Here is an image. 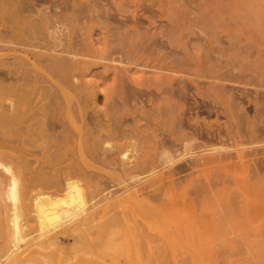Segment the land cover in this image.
I'll return each instance as SVG.
<instances>
[{"label":"rangeland","instance_id":"374dc122","mask_svg":"<svg viewBox=\"0 0 264 264\" xmlns=\"http://www.w3.org/2000/svg\"><path fill=\"white\" fill-rule=\"evenodd\" d=\"M39 2L33 0H0V36L2 34V38H0V80L2 81L0 82V154L2 153L0 155V170L2 171H0V175L2 176L0 177L13 175L17 190L19 189L18 192L21 189L26 192L25 194L21 190L22 194L26 196V204L24 209L18 208L22 211L18 210L17 213V231H13L11 225H8V231L3 227L5 224H3V206L0 208V238L2 239L0 240V264H251L252 246L261 243L263 234L258 229L252 230L251 228V225L259 221L254 220L252 224L251 191H245L240 185V180L231 182L232 185L226 181L229 179V174L225 175L226 172L222 171L223 173H221L219 169L213 168L206 170L207 172L196 174L180 171L172 174L171 178L173 179L171 181L166 177L168 180L163 179V182L148 185L150 179L158 178L161 180V176H165L168 169L163 168L164 166H148L151 169L147 168L144 172L128 176V174L121 172L112 160L101 157L95 158L93 147L99 149L96 150L99 153L102 150L106 151L109 156L115 154L120 161L134 160L135 157L133 156H136L143 148L145 149L143 145L147 144L152 147L155 139L165 138L168 133L177 128L179 118L185 116V120L189 117L188 122L186 121L187 124H193L197 118L199 125L205 124L206 127L211 125L212 128L221 129L222 134L225 129L229 131L230 129L231 131L237 129L233 131L234 135L239 130L240 136L238 133L234 136L230 131L234 137L233 140L222 136V140L216 145L214 144L219 148V146H230L232 142H236L234 147L230 146V149L226 151L234 154L233 156H235V151L238 154L239 152L244 153L246 150L248 153V156L245 155L242 161L247 162L249 166L243 165V162L241 164L237 158H234V160L236 159V167L233 171H235L236 178L242 180L245 176L251 175L254 163L251 161V157L254 156L251 154L252 151L255 152L258 149L257 153L259 154L256 153L255 156L263 158L262 165H264V152H262V150L264 151V138L259 140L260 137H264V78L262 77V72L264 73V0H40ZM38 8L49 11V17L45 19L47 26L56 27L57 18L61 17V31L68 41L70 40V52L73 50L72 53L63 54L62 57L55 60L56 62L51 64V70L48 67L49 61L46 60L48 50L45 38H43L44 40L31 38V31L27 28L34 23L35 10ZM6 9L8 12L14 13L15 10L18 12L8 16L10 13H7ZM99 9L100 12H98ZM252 16L257 17V19L254 20ZM247 18L249 21L251 20V23L248 22ZM245 19L251 25L250 32L245 28L246 22H243L246 21ZM81 26L84 31L80 29ZM109 27L113 31L112 35H110L111 31L108 30ZM118 27H121L120 31H117ZM44 32L45 30L41 29L38 36L41 37ZM120 34L124 37V40L120 37L123 41L122 44L118 40ZM248 34L251 35L249 39L246 37ZM113 35L117 40L113 38ZM105 36L113 40V47L116 41L118 48L124 45L122 49H119L122 50L121 53L118 50L115 54L111 52V49H108L110 50L108 53L112 54H109L110 58L115 56L113 59L108 58L111 60V64L109 60L102 59L104 58L102 55L105 58L108 55V53L103 54L105 50L101 46L107 40ZM28 40L31 44H27ZM108 41L110 42V40ZM85 42L87 46H85ZM109 42L107 43L112 48ZM149 44L152 45H150L151 48L160 50V53L171 54L170 56H174L173 58H186L191 68L185 73L169 72L173 79L177 77V80L174 79L175 82H173L177 88L182 85L181 81L184 80L182 81L184 82L183 85L185 84V88H188L185 89L188 92L185 96L188 98H183L186 99L185 102L183 99L181 100L180 108H176L172 112L170 126L166 124V127L161 122L166 120V117L155 116L156 112L151 113L153 106L148 103L150 101H146V98L151 99L152 95L154 93L156 95L159 91L153 85L137 87L132 82H125L126 84L124 83L123 86L118 83L116 88L119 87V89H115L118 94H116L117 91L114 92V87H112V83L117 84L115 80L113 82L111 79L114 78L113 74L116 70L114 66L118 70L125 65L131 66L124 61L121 62L122 57L119 58L120 56H129L125 50L131 51L132 46L144 47ZM82 46L86 48V51L79 49ZM219 47L220 50L217 49ZM90 49L92 50L88 51ZM81 50L87 56L81 54ZM88 52L90 53L87 54ZM123 52L124 55H122ZM33 53L37 54L34 55L35 58H33ZM36 59L37 61H35ZM83 61L94 62L91 66L89 63L87 69H83ZM101 62L104 63L103 66ZM105 64L109 67L112 65V67H106ZM229 66L234 67L232 68L234 70ZM152 71L154 69L138 66L132 67L130 74L133 78H138L142 74L149 75ZM155 71L168 72L166 70ZM90 72H93L96 77ZM75 74L78 75L76 78H74ZM97 74H100L99 78H97ZM104 74L105 76H103ZM219 74L226 78L215 79L214 76ZM76 83L80 87H77ZM180 83L181 85H179ZM92 85H95V89ZM200 87L203 91L207 88H214L220 92L226 90L223 91L224 96L225 94L226 96L221 97L220 100L218 96L214 97L208 93L201 97L196 90H200ZM77 88L79 89L77 90ZM139 88L144 89V91L140 89V93L134 94L136 93L134 91ZM132 89L136 90L133 91ZM20 93L22 94L19 95ZM112 94L119 96L122 94V96L118 98L119 96L114 97ZM22 95L23 99L20 98ZM138 95L145 104L139 103ZM42 96L44 97L42 98ZM136 98L139 100L137 101ZM230 98L232 99L230 100ZM224 99L225 102L229 101L225 103ZM12 100L15 102L21 100L22 102L14 103ZM38 100L40 101L38 102ZM232 100L235 105L237 104L235 106L237 108L234 107V113L239 114L237 109L242 110L240 114L241 117L243 116V120L238 117L240 115H235L232 110V113L229 110L227 112L226 109L230 108ZM43 102H46V105ZM186 102L188 106L185 105ZM234 103L231 106L232 109H234ZM38 104L39 106L43 105L46 112L42 111L44 109L40 108ZM200 104L201 111L197 115L193 114V110H187L186 115L180 114L181 117L178 115L182 109L185 110L186 106H200ZM30 105L33 106V109L36 107V110H31ZM83 105L86 107H82ZM213 105L214 107H212ZM15 110L17 113L14 112ZM142 110L149 111L154 115V117L150 116L153 117L150 119L151 121L142 118ZM43 115L47 116V120ZM256 115H259L258 119ZM40 116H43L44 120H41L43 118ZM97 116L99 117L98 120ZM25 117L27 118L25 119ZM177 117L179 118L177 119ZM23 118L24 120H22ZM248 118L250 119L248 120ZM235 120L238 121L239 129L237 123L234 124ZM92 121L96 125H92L90 123ZM156 123L158 126L155 125ZM109 128L111 130L109 136L105 137ZM38 131H41L43 135L38 134ZM183 131L189 130L184 128ZM243 132L247 134L245 135ZM251 132L257 136L256 144L247 142L251 138ZM257 134H261L260 137ZM77 138H79V142ZM89 138L101 140L92 147L89 144ZM85 139L87 140L85 141ZM242 139L244 140L242 141ZM203 143L200 142L199 144ZM78 144L81 147L79 149ZM120 144H122L123 155L116 153L118 150L116 146ZM214 145L196 147L191 149L188 154L182 153L178 160L170 164V167L182 165L194 156H200L199 153L205 152L204 149ZM85 148L89 149L86 150ZM17 149L21 150V154H19V150L16 151ZM2 150L6 153L4 154ZM79 150L82 151V154ZM248 150L251 155H249ZM226 151L224 150V152ZM15 152L21 156L18 160L17 157L19 156L15 155ZM125 155L126 158L130 157L126 159ZM247 157L248 160H246ZM19 160H23L21 164H18L17 161ZM240 166L247 168L244 169L245 167L241 168ZM237 167L241 168H239L241 173L236 171L238 170ZM263 172L264 170L262 171L264 175ZM203 173L208 177L215 175L216 181L213 182L214 178L208 180L211 177L208 178ZM220 173L222 175H219ZM222 178L226 179L225 183H220ZM167 181L170 182L167 183ZM208 184L213 185L210 187ZM70 195H77L74 200L75 203L70 202ZM230 195L232 196L230 197ZM263 196L264 193L257 198L259 200H256V203L263 205L264 212ZM45 197L47 203L42 202L43 208L56 209L60 212V216L58 220L41 226L37 218L36 202ZM79 199L82 200L81 203ZM6 203L8 202L6 201ZM262 221L264 222V217ZM258 233L261 237H257Z\"/></svg>","mask_w":264,"mask_h":264},{"label":"bare ground","instance_id":"6f19581e","mask_svg":"<svg viewBox=\"0 0 264 264\" xmlns=\"http://www.w3.org/2000/svg\"><path fill=\"white\" fill-rule=\"evenodd\" d=\"M20 1H22V0H20ZM33 1H38V3H40L39 1L40 0H33ZM99 1V0H98ZM107 1V0H106ZM50 2V1H49ZM5 3V2H4ZM12 3H14V2H12ZM37 3V4H38ZM91 3V2H90ZM15 4V3H14ZM51 4V3H50ZM2 5H3V3H2ZM7 5V4H6ZM25 5V4H24ZM26 5H28V4H26ZM87 5H88V3H87ZM98 5V4H97ZM30 6V5H29ZM32 6H33V4H32ZM93 6V5H92ZM9 7V6H8ZM35 7H37V6H35ZM68 7V6H67ZM87 7V6H86ZM99 7H101V6H99ZM12 8V7H11ZM41 8H42V6H41ZM41 8H38V9H36L35 11H36V17L34 18V23L32 24V25H29V26H27V28L29 29V31H31V38L33 37V39H34V37L35 38H40V39H43V38H45V41H46V48H47V50H48V52H46V60H48L49 61V63H48V67L50 68V70H51V64L54 62H56L55 60H57L59 57H62V55L63 54H70V53H72L73 52V50H71L72 52H70V44H69V41H68V39H67V37L63 34V32L61 31V25H60V19H61V17H58L57 18V26L56 27H54V26H51V25H49V26H47V24L45 23V19L46 18H48L49 17V11H45V10H43V9H41ZM48 8V7H47ZM28 9V8H27ZM107 9V8H106ZM105 9V10H106ZM48 10V9H47ZM51 10V9H50ZM6 11H7V9H6ZM13 11V10H12ZM16 12H18L17 10H15ZM103 11V13H104V10H102ZM16 12H8L7 11V13H10V14H8V16L9 15H11V13L12 14H15ZM28 12V11H27ZM86 12V11H85ZM98 12H100V9L98 10ZM108 12V11H107ZM107 12H105V14H107L108 15V13ZM4 13V12H3ZM26 13V12H25ZM55 14H58L57 12H54ZM73 13V12H72ZM96 13V12H95ZM24 14V13H23ZM77 14V13H76ZM75 14V15H76ZM29 15V14H28ZM92 15V14H91ZM21 16V15H20ZM30 16V15H29ZM255 16V15H254ZM76 17V16H75ZM78 17H80V16H78ZM253 17V16H252ZM9 18V17H8ZM11 18V17H10ZM20 18V17H19ZM89 18H90V16H89ZM254 18V17H253ZM256 19H257V17H255ZM255 18H254V20H255ZM248 19V22L249 23H251L250 21H249V18H247ZM21 20V19H20ZM246 20V19H245ZM12 21V20H11ZM43 21V22H42ZM85 21H87V20H85ZM98 21V20H97ZM257 21V20H256ZM88 22V21H87ZM243 22H246L245 23V28L249 31L250 29H251V25L250 24H248V22H247V20L246 21H243ZM260 22V21H259ZM76 23H78V22H76ZM30 24V23H29ZM90 24V23H89ZM92 24V23H91ZM104 24H105V22H104ZM110 24V23H109ZM261 24V23H260ZM123 25V24H122ZM262 25V24H261ZM92 26V25H91ZM7 27V26H6ZM17 27V26H16ZM80 27V26H79ZM88 27V26H87ZM117 27V26H116ZM20 28V27H19ZM84 28V27H83ZM99 28H102L101 26H99ZM110 28V27H109ZM121 28V27H120ZM119 27H118V29H117V31H120L121 29H120ZM259 28V27H258ZM41 29H44L45 30V32L41 35V37H39L38 36V32L40 31ZM81 30H82V26H81V28H80ZM103 30H105L104 28H102ZM113 29V28H112ZM120 29V30H119ZM16 30V29H15ZM108 30H110L111 31V28L110 29H108ZM82 31H84V30H82ZM106 31V30H105ZM260 31H261V29H260ZM17 32V31H16ZM104 32V31H103ZM112 32L113 31H111V33H110V35H112ZM128 32V31H127ZM132 32H134V31H132ZM250 32V31H249ZM100 33V32H99ZM107 34H109L108 32H106ZM120 33V32H119ZM135 33H136V31H135ZM264 33V32H263ZM81 34V33H80ZM115 34V33H114ZM250 34V33H249ZM248 34V36H246V37H248V39L249 38H251V35H249ZM85 35H87V34H85ZM122 34H120V36H118V40H120V44H122L123 43V41H121V39L122 40H124V37H122L121 36ZM247 35V34H246ZM101 36V35H100ZM126 36V35H125ZM86 37V36H85ZM99 37V36H98ZM103 37V39H104V36H102ZM106 37V36H105ZM108 37V36H107ZM106 37V41L107 42H109L108 40H110V42L109 43H111V45H112V43H113V40H111V39H109V37L107 38ZM120 37H122L121 39H120ZM127 37V36H126ZM125 37V38H126ZM260 37H262V36H260ZM0 38H2V34H1V36H0ZM86 38H88V37H86ZM113 38H115L114 37V35H113ZM5 40V39H4ZM30 40V39H29ZM29 40H28V43L27 44H31V42H29ZM44 40V39H43ZM87 40V39H86ZM102 40V39H101ZM115 40H117L116 38H115ZM251 40V39H250ZM3 41V40H2ZM38 41V40H37ZM41 41V40H40ZM75 41V40H74ZM77 41V40H76ZM91 41H92V39H91ZM104 41V40H103ZM105 41V42H106ZM112 41V42H111ZM263 41V40H262ZM87 42V41H86ZM84 43L85 44V46H87L86 44L87 43ZM89 42V41H88ZM103 42L104 44H102L101 46L103 47V49L105 50L104 52H103V54H105L106 55V53H108V51H110V50H108V49H111V52L112 53H115L116 54V51H118L119 49H122L123 47H124V45H122L121 46V48H120V46H119V48L117 47V41H116V43L114 44V47H113V45L111 46L112 48H110L109 47V45H108V43L106 42ZM3 43V42H2ZM17 43V42H16ZM79 43H80V41H79ZM78 43V44H79ZM95 43V42H94ZM263 43H264V41H263ZM262 43V44H263ZM18 44V43H17ZM73 44H74V42H73ZM80 44H82L83 45V43L81 42ZM79 44V45H80ZM98 44V43H97ZM105 44H107L106 46H103V45H105ZM192 44V43H191ZM76 45H77V43H76ZM91 45V44H90ZM115 45H116V47H115ZM126 45V44H125ZM151 44H149V45H146V46H144V47H136V46H132V49H131V51L129 50V49H126L125 51V53H127V55H129V56H120L119 58H121V62L122 61H124L126 64H130L131 66H127V65H125V66H122V67H118L119 68V70L117 69V67L116 66H114V68L116 69L115 70V73L113 74V76H114V78L112 77L111 79H112V81L113 80H115L116 82H117V84H114V83H112L113 84V86L112 87H114V92H116L115 91V89H119V87H117L116 88V86L118 85V83H119V85H121V86H123V85H125L126 83L125 82H132L134 85H136L137 87L138 86H140V85H144V86H146V87H148L149 85H153L157 90H159L158 91V93H156V95H155V93H154V95H152V97H151V99H149V98H146L145 100L146 101H150V102H148V103H151V105L153 106V107H151V110L152 111H150L151 113H155L156 115L155 116H157V115H159V117L160 116H163V117H166V120H163V121H161L163 124H165V127H166V124H167V126H170V123H171V116H172V112H174L175 111V109L176 108H180V106H181V104H180V102H181V100L184 98V97H186V99L188 98L187 96H185L188 92L185 90L186 88H185V84L183 85V83L184 82H182V81H184V80H182L181 81V83H182V85H181V83L179 84V85H181V86H179V88H177L176 87V85H174L173 84V82H175L174 81V79H175V77H174V79H173V76H172V74H170L169 72H171V73H185V72H187V71H189L188 69L190 68L189 66V64H188V62H187V59L186 58H182V59H178V57L177 58H173L174 56H170L171 54H168V53H166V52H163V53H160L159 51H157L156 49H153V48H151V46H150ZM190 45V44H189ZM72 46H74V45H72ZM72 46H71V48H72ZM78 46V45H77ZM77 46H75V47H77ZM107 46H108V48H107ZM17 47V46H16ZM32 47V46H31ZM39 47H41V46H39ZM81 47V46H80ZM102 47H100V48H102ZM104 47H106V48H104ZM133 47H134V49H133ZM24 48V47H23ZM33 48V47H32ZM114 48V49H113ZM129 48V47H128ZM131 48V47H130ZM1 49V48H0ZM12 49V48H11ZM13 49H15L14 47H13ZM31 49V48H30ZM39 49V48H38ZM42 49V48H41ZM73 49V48H72ZM79 49H85V51H86V48L85 47H83L82 46V48H79ZM78 49V50H79ZM87 49H88V47H87ZM116 49V50H115ZM218 50H220V47L219 48H217ZM264 49V48H263ZM262 49V50H263ZM6 50V49H5ZM76 50H77V48H76ZM81 50V54H83V55H86V53L84 52V51H82ZM92 49H90V50H88V51H91ZM115 50V51H114ZM257 50V49H256ZM31 51H33V50H31ZM30 51V52H31ZM114 51V52H113ZM120 52L119 53H121L122 52V50H119ZM124 51V50H123ZM247 51V50H246ZM24 52V51H23ZM35 52V51H34ZM76 52V51H75ZM85 54H84V53ZM131 52V53H130ZM171 52V51H170ZM45 53V52H44ZM43 53V54H44ZM90 52H88L87 54H89ZM172 53V52H171ZM241 53V52H240ZM109 54L110 53H108V55L106 56L107 58H105V56L104 55H102L104 58H102V59H107V60H109L108 58H110V56H109ZM253 54H255V53H253ZM34 55H37V54H34L33 53V58H35L34 57ZM77 55V54H76ZM82 55V56H83ZM110 55H112V54H110ZM122 55H124V52H123V54ZM126 55V54H125ZM215 55V54H214ZM39 56V55H38ZM87 56V55H86ZM92 56V55H91ZM216 56V55H215ZM250 56V55H249ZM253 56V55H252ZM40 57V56H39ZM77 57V56H76ZM89 57H90V55H89ZM93 57H95V55H93ZM123 57H124V59L126 60H124L123 59ZM176 57V56H175ZM75 58V57H74ZM82 58H84V57H82ZM81 58V59H82ZM96 58V57H95ZM100 58V59H101ZM113 58H115V56H112L110 59H113ZM42 59V58H41ZM70 59H71V57H70ZM77 59V58H76ZM241 60H243L242 59V57H241ZM254 60V59H253ZM261 60V59H260ZM260 60H259V62H260ZM35 61H37V59L35 60ZM73 61V60H72ZM76 61H78V60H76ZM95 61V60H94ZM93 61V62H94ZM111 60H109V63L111 64V62H110ZM114 61V60H113ZM118 61V60H117ZM39 62V61H38ZM80 62V61H79ZM93 62H87V61H83V64H81V65H83L82 66V68L83 69H87V67H88V65H89V63H90V66L91 65H93ZM44 63V62H43ZM47 63V62H46ZM92 63V64H91ZM105 63H107V62H105ZM108 63V64H109ZM38 64V63H37ZM58 64H59V61H58ZM76 64H78V63H76ZM101 64H102V62H101ZM120 64V63H119ZM123 64V63H122ZM261 64V63H260ZM63 65V64H62ZM104 65V63L102 64V66ZM106 65V64H105ZM54 66V65H53ZM111 67H112V65H110ZM138 66H141V67H148V68H152V69H154V71H152L149 75H141V76H139L138 78H133L132 76H131V74H130V70L132 69V67H138ZM262 66V65H261ZM264 66V65H263ZM106 67H109V65L107 66L106 65ZM111 67H109V68H111ZM76 68V67H75ZM91 68V67H90ZM101 68V67H100ZM100 68H99V70H100ZM108 68V69H109ZM227 68H228V66H227ZM229 68H234V67H230L229 66ZM237 68V67H236ZM48 69V68H47ZM104 69V68H103ZM102 69V70H103ZM108 69H106V70H108ZM237 69H239V67L237 68ZM241 69V68H240ZM239 69V70H240ZM260 69H261V67H260ZM54 70V69H53ZM95 70V69H94ZM98 70V69H97ZM155 70H166V71H168L167 73H161V72H157V71H155ZM190 70H191V68H190ZM232 70H234V69H232ZM236 70V69H235ZM259 70V69H258ZM257 70V71H258ZM90 71V70H89ZM151 71V70H150ZM195 71V70H194ZM55 72V71H54ZM104 72H105V70H104ZM111 72V74H112V71H110ZM229 73L231 72L230 70L228 71ZM234 72V71H233ZM232 72V73H233ZM90 73H93V72H90ZM98 73H99V71H98ZM101 73V72H100ZM225 73V72H224ZM261 73V72H260ZM35 74V73H34ZM78 74V73H77ZM94 74V73H93ZM92 74V75H93ZM101 74H103V72L101 73ZM107 74H108V72H107ZM188 74V73H187ZM198 74V73H197ZM262 74H263V78H264V73L262 72ZM54 75H55V73H54ZM59 75V74H58ZM91 75V76H92ZM100 75V74H99ZM99 75L97 74V78H99ZM109 75V74H108ZM199 75V74H198ZM35 76V75H34ZM75 77L74 78H76V76H78V75H74ZM81 76V75H80ZM94 76L96 77V75L94 74ZM103 76H105V74L103 75ZM226 76V75H225ZM231 76H232V74H231ZM244 76V75H243ZM61 77V76H60ZM86 77V76H85ZM111 77V76H110ZM234 77V76H233ZM261 77V78H262ZM78 78V77H77ZM107 78V77H106ZM214 78L215 79H218V80H220V79H225L226 77H224L223 78V76H221V74H219V75H216V76H214ZM228 78H229V76H228ZM107 79H109V77L107 78ZM232 79V78H231ZM71 80V79H70ZM94 80V79H93ZM106 80V79H105ZM175 80H177V77H176V79ZM181 80V79H180ZM193 80V79H192ZM229 80H230V78H229ZM252 80V79H251ZM16 81H18V80H16ZM24 81V80H23ZM84 81V80H83ZM95 81V80H94ZM103 81V80H102ZM179 81V80H178ZM0 82H2L1 80H0ZM12 82V81H11ZM25 83H26V81H24ZM73 82V81H72ZM114 82V81H113ZM180 82V81H179ZM189 82V81H188ZM196 82V81H195ZM200 82V81H199ZM199 82H198V84H199ZM13 83V82H12ZM11 83V84H12ZM29 83V82H28ZM71 83V82H70ZM85 83V82H84ZM89 83H90V81H89ZM125 83V84H124ZM176 83H178L177 81H176ZM203 83V82H202ZM10 84V83H9ZM22 84V83H21ZM27 84V83H26ZM86 84V83H85ZM95 84V83H94ZM129 84V83H128ZM212 84V83H211ZM217 84V83H216ZM1 85V84H0ZM13 85V84H12ZM25 85V84H24ZM54 85V84H53ZM77 85H79V84H77L76 83V86ZM81 85V84H80ZM87 85H88V83H87ZM131 85V84H130ZM175 87H174V86ZM200 85V84H199ZM214 85H215V83H214ZM255 85V84H254ZM263 85V84H262ZM23 86V85H22ZM26 86H28V85H26ZM47 86H50V85H47ZM75 86V85H74ZM93 86V85H92ZM95 86V85H94ZM94 86H93V89H95L94 88ZM128 86V85H127ZM174 88H173V87ZM187 86V85H186ZM261 86V85H260ZM264 86V85H263ZM3 87V86H2ZM8 87V86H7ZM12 87V86H11ZM17 87V86H16ZM15 87V88H16ZM20 87H21V85H20ZM56 87V86H55ZM77 87H80V86H77ZM90 87V86H89ZM126 87V86H125ZM129 87V86H128ZM127 87V88H128ZM191 87V86H190ZM199 87V86H198ZM202 87V86H201ZM201 87H200V90L199 89H196L197 90V94L199 95V96H201V97H203V96H205L207 93L208 94H210V95H213L214 97L215 96H218L219 97V100L221 99V97H223L224 96V92L223 91H226V90H223L222 92H220L219 90H216V89H214V88H207V89H205L204 91L203 90H201ZM206 87V86H205ZM211 87V86H210ZM213 87H215V86H213ZM14 88V87H13ZM134 88H136V87H134ZM175 88H177V89H175ZM217 88V87H216ZM219 88V87H218ZM1 89V88H0ZM4 89V88H3ZM8 89V88H7ZM17 89V88H16ZM79 88H77V90H78ZM98 89V88H97ZM131 89V88H130ZM137 89V88H136ZM136 89H134V90H136ZM142 90V88H139L138 90H136V91H134L133 89V91L134 92H136V93H134V94H136L137 95V93H140V91ZM188 89V88H187ZM190 89V88H189ZM192 89H193V87H192ZM220 89H222V88H220ZM14 91H15V89H13ZM26 89H24V91H25ZM49 90V89H48ZM71 90V89H70ZM81 90V89H80ZM80 90H79V92H80ZM248 90V89H247ZM27 91V90H26ZM45 91V90H44ZM82 91V90H81ZM97 91V90H96ZM138 91V92H137ZM142 91H144V89L142 90ZM149 91V90H148ZM18 92V91H17ZM33 92V91H32ZM36 92V91H35ZM46 92V91H45ZM150 92H151V90H150ZM2 93V92H1ZM9 94H10V92H8ZM15 93H16V91H15ZM14 93V94H15ZM37 93V92H36ZM93 93H94V91H93ZM96 93V92H95ZM124 93V92H123ZM146 93V92H145ZM243 93V92H242ZM22 93H20L19 95H21ZM47 94V93H46ZM115 94V93H114ZM114 94H112V95H114ZM116 94H118V91L116 92ZM148 94V93H147ZM259 94H261L260 92H259ZM3 95V94H2ZM26 95H28L27 93H26ZM24 96L25 98L27 97V96ZM33 95V94H32ZM34 95H35V93H34ZM38 95V94H37ZM121 96H122V94H120ZM233 95V94H232ZM236 95V94H235ZM262 96H263V94H261ZM15 96H16V94H15ZM62 96V95H61ZM115 96H119V95H114V97ZM121 96H119L118 98H120ZM132 96V95H131ZM139 96V95H138ZM153 96H154V98H153ZM212 96V97H213ZM225 96H226V94H225ZM224 96V97H225ZM227 96H228V94H227ZM234 96V95H233ZM233 96H231L232 98H233ZM237 96V95H236ZM234 97L235 99L237 98V97ZM243 96V95H242ZM8 97V96H7ZM10 97V96H9ZM19 97V96H18ZM23 97V95L22 96H20V98L21 99H23L22 98ZM44 96H42V98H43ZM49 97V96H48ZM112 97V96H111ZM135 97V96H134ZM230 97V96H229ZM253 97V96H252ZM16 98V97H15ZM15 98H13V99H15ZM24 98V99H25ZM34 98V97H33ZM33 98H27V99H33ZM40 98V97H39ZM42 98H40V99H42ZM50 98V97H49ZM77 98V97H76ZM190 98V97H189ZM195 98V97H194ZM232 98H230V100L232 99ZM17 99V98H16ZM16 99H15V101H16ZM116 99V98H115ZM122 99H123V97H122ZM137 99V101L139 100V103H143L144 102V100L143 99H141L140 98V96H139V99L138 98H136ZM186 99L184 100L183 99V101L185 102L186 101ZM216 99V98H215ZM228 99V98H227ZM252 99V98H251ZM264 99V98H263ZM3 100V99H2ZM19 100V99H18ZM30 100V101H31ZM79 100V99H78ZM84 100V99H83ZM223 100V99H222ZM5 101V100H4ZM13 101V100H12ZM15 101H13L14 103H17V102H15ZM21 101V100H20ZM19 101V102H20ZM40 100H38V102H39ZM42 101H43V99H42ZM182 101V102H183ZM214 101V100H213ZM216 101V100H215ZM229 100H227L226 102H228ZM18 102V103H19ZM22 102V101H21ZM188 102V101H187ZM187 102L185 103V105H187ZM224 102H225V99H224ZM225 102V103H226ZM43 103H45V105H46V102H43ZM79 103H80V101H79ZM147 103V102H146ZM190 103V102H189ZM215 103V102H214ZM230 103V102H229ZM232 105H233V103H234V101L232 100ZM231 103H230V105H231ZM238 103V102H237ZM22 104V103H21ZM42 104V103H41ZM77 104V103H76ZM114 104H115V102H114ZM120 104H122L121 102H120ZM119 104V105H120ZM136 104V103H135ZM143 104H145V103H143ZM162 104V106L160 107V105ZM184 104V103H183ZM196 104V103H195ZM256 104V103H255ZM190 105V104H189ZM215 105V104H214ZM214 105L212 106V107H214ZM219 105V104H218ZM231 105V106H232ZM237 105V104H236ZM235 105V103H234V106H233V108L236 106ZM239 105V104H238ZM257 105V104H256ZM12 106H13V104H12ZM21 106V105H20ZM31 106V105H30ZM37 106V105H36ZM38 106H39V104H38ZM75 106H77V105H75ZM188 106V105H187ZM186 106V108H185V110L184 109H182V111H181V113L179 112L178 113V115L181 117V115H186L185 114V112H187V110H193V114H195V115H197L201 110H200V108H201V104H200V106H198V105H193L192 107H187ZM191 106V105H190ZM228 106V105H227ZM230 106V108H227L226 110H227V112H231V110H232V112L234 113V110H235V108H237V107H235L234 109H232V107ZM15 107V106H14ZM13 107V108H14ZM40 108L42 107L43 108V105L42 106H39ZM45 107V106H44ZM47 107V106H46ZM45 107V108H46ZM66 107V106H65ZM78 107V106H77ZM82 107H86V105H83ZM90 107V106H89ZM149 107V106H148ZM212 107H210V108H212ZM12 108V107H11ZM48 108V107H47ZM80 108V107H79ZM112 108H114V107H112ZM217 108V107H216ZM215 108V109H216ZM14 109H16V108H14ZM30 109L31 110H36V107L33 109V106H31L30 107ZM29 109V110H30ZM37 109H39L38 107H37ZM44 109V108H43ZM147 109V108H146ZM154 109V110H153ZM209 109V108H208ZM24 110V109H23ZM77 110V109H76ZM85 110V109H84ZM204 110V109H203ZM216 110H218V109H216ZM219 110H220V108H219ZM229 110V111H228ZM42 111H44V112H46L45 111V109L44 110H42ZM41 111V113H43ZM207 111H209V110H207ZM222 111V110H221ZM237 111L238 112H240L241 113V111L240 110H238L237 109ZM244 111V110H243ZM264 111V110H263ZM15 113H17V111L15 110L14 111ZM32 112V111H31ZM35 112H37V111H35ZM34 112V113H35ZM39 112V111H38ZM116 112V111H115ZM149 111L147 112V111H144V110H142V114H143V119H145L146 121H151L150 119H152L153 117H154V115H152L151 113H150ZM205 112H206V110H205ZM211 112V111H210ZM231 112V113H232ZM237 112V113H238ZM25 113V112H24ZM27 113V112H26ZM25 113V114H26ZM33 113V112H32ZM77 113L79 114V112L77 111ZM111 113V112H110ZM150 113V114H149ZM206 113H208V112H206ZM224 113V112H223ZM230 113V114H231ZM236 113V112H235ZM234 113V114H235ZM235 114V115H240V116H238V117H240V118H242L241 117V114ZM19 114V113H18ZM17 114V115H18ZM31 114V113H30ZM37 114V113H36ZM35 114V115H36ZM39 114H40V112H39ZM94 114V113H93ZM181 114V115H180ZM234 114H231V115H234ZM256 114V113H255ZM264 114V113H263ZM21 115V114H20ZM20 115H19V117H20ZM24 115V114H23ZM47 115V114H46ZM44 116L45 118L47 117V116ZM83 115H84V113H83ZM92 115V114H91ZM113 115H114V111H113ZM228 115H229V113H228ZM227 114H226V116H228ZM26 116H28V115H26ZM43 116H40L41 118H43ZM150 116H153L152 118L150 117ZM236 116V117H237ZM261 116H262V114H261ZM260 116V117H261ZM18 117V118H19ZM22 117V116H21ZM49 117V116H48ZM79 117V116H78ZM93 117H94V115H93ZM174 117H175V115H174ZM185 116H183L182 118H179V117H177V119L179 118V120L177 121L178 122V126H177V128L175 129L174 128V131L172 130L170 133H168L167 134V138L165 137V138H163V137H159V138H157V139H155V142H153L154 144L152 145V147H150V146H148L147 144V146L146 145H143L144 147H145V149L143 148V150L142 151H140L138 154H136V156L134 155L133 157H135V159L134 160H131V161H120V160H118L117 159V157L115 156V154L113 155L112 153V155H110L109 156V154L106 152V151H102L101 150V152L99 153V152H97L96 150H99V149H97L96 147H93V146H95V144H97L98 142H100V140L101 139H90L89 138V144L93 147V150L95 151V154H94V156H95V158H97L98 159V157H101L102 159L104 158V159H107V160H112L113 162H114V164L116 165V167L121 171V172H124V174L126 173V174H128V176H131V175H135V174H139V173H141V172H144V171H146L147 170V168H149L148 166H164L163 168H167L168 170L165 172L166 173V175L165 176H161V180L160 179H158V178H153V179H150L149 181H148V185H151V184H156V182H160V181H162L163 182V179H166V180H168L167 178H169V180L171 181L173 178H171V176H172V174H174V173H178V172H180V171H188V173L189 174H196V173H200V172H204V171H206V170H209V169H213V168H216V170L217 169H219L220 170V172L221 173H223V172H226L225 173V175L226 174H229V176H228V178L229 179H225L226 181H229L230 183L232 182H237V181H241V184L240 185H242L243 186V188H244V190L245 191H251V219L253 220V222H252V224L254 223V220L256 221V220H258L259 222L258 223H255L254 225H251V228H252V230H256V229H258L259 231H261V233L263 234V238H262V240L260 241L261 243H258V244H254L253 246H252V254H253V257H252V259H251V264H264V222L262 221V218L264 217V212H263V205H261V203H259V204H257L256 203V200H259V199H257V198H259L260 197V195L261 194H263L264 193V175L262 174V171L264 170V165H262V163H263V158H261V157H259V156H257V157H259V158H257L255 155H257V154H259V153H257L258 152V149L255 151V152H253L252 151V149H251V151L253 152H251V154H253L254 156L253 157H251V159L249 158V160H251L252 161V163H253V167H252V173H251V175L250 176H245L244 178H242V180L240 179V178H236V176H235V171H233L234 170V168L236 167V159L234 160V158H237L238 160H239V162H241V164H242V158L245 156V155H247L248 153L246 152V150H245V152L243 153V152H239L240 151V149H239V153L237 154V152L235 151V156H233L231 153H229V152H227L226 150H228V149H230V146L231 147H234V144L236 143H234V142H232L231 144H230V146L229 145H223L224 147H220L219 146V148H217L215 145L217 144V143H219L220 142V140H222V136H223V138H224V136H226L227 137V139H230V140H233L234 139V137H233V135H234V130L233 131H231V129H230V131L233 133V135H231L232 133H230V131L228 130V129H225V132L222 134V132H221V129L219 130L218 128H212L211 127V125H208L207 127L206 126H201V125H199L200 123H199V121L197 120V118L194 120V122H193V124H187V122H188V118H186V120H185V118H184ZM229 117V116H228ZM256 117H257V119H258V117H259V115L257 116L256 115ZM14 118H15V116H14ZM27 117H25V119H26ZM37 118V117H36ZM98 116H97V120H98ZM112 118V117H111ZM176 118V117H175ZM231 118V117H230ZM235 118V117H234ZM15 119H17V118H15ZM50 119V118H49ZM48 119V120H49ZM84 119H85V117H84ZM205 119V118H204ZM250 118H248V120H249ZM19 120V119H18ZM22 120H24V118L22 119ZM35 120V119H34ZM41 120H44V118L43 119H41ZM46 120H47V118H46ZM92 120V119H91ZM191 120V119H190ZM234 120V119H233ZM237 120V119H236ZM235 120V121H236ZM242 120H243V118H242ZM39 121V120H38ZM79 121V120H78ZM81 121V120H80ZM95 121H96V119H95ZM183 121V122H182ZM187 121V122H186ZM228 121V120H227ZM234 121V122H235ZM1 122H2V120H1ZM5 122V121H4ZM3 122V123H4ZM7 122V121H6ZM18 122V121H17ZM24 122H27V121H24ZM49 122V121H48ZM48 122H44V123H48ZM98 122V121H97ZM157 122H159V121H157ZM176 122V123H177ZM186 122V123H185ZM190 122V121H189ZM201 122V121H200ZM231 122H233V121H231ZM238 121H236L234 124H236ZM10 123V122H9ZM14 123H15V121H14ZM21 123V122H20ZM41 123H42V121H41ZM50 123V122H49ZM89 123V122H88ZM92 125H96L95 123H94V121H92V122H90ZM202 123V122H201ZM207 123V122H206ZM227 123V122H226ZM254 123V122H253ZM152 124V123H151ZM174 124V123H173ZM219 124V123H218ZM233 124V123H232ZM233 124V125H234ZM248 125L250 124V122L249 123H247ZM5 125H6V123H5ZM19 125V124H18ZM42 125H43V123H42ZM45 125V124H44ZM155 125H157L158 126V123H156ZM240 125V124H239ZM253 125V124H252ZM45 126H47V125H45ZM84 126V125H83ZM173 126H175L176 127V125H173ZM213 126V125H212ZM215 126V125H214ZM217 126H219V125H217ZM228 126V125H227ZM261 126V125H260ZM18 127V126H17ZM16 127V128H17ZM32 127V126H31ZM92 127V126H91ZM94 127V126H93ZM160 127H161V125H160ZM233 127V126H232ZM262 127V126H261ZM20 128V127H19ZM89 128V127H88ZM88 128H86V129H88ZM145 128H148V126H145ZM144 128V129H145ZM184 128H187L189 131H183L184 130ZM222 128V127H221ZM234 128H235V126H234ZM237 128H238V123H237ZM249 128V127H248ZM259 128V127H258ZM21 129V128H20ZM26 129H27V127H26ZM25 129V130H26ZM111 129H113V128H111ZM162 129H163V127H162ZM239 129V128H238ZM262 129V128H261ZM15 130V129H14ZM38 130V129H37ZM46 131H47V129H45ZM67 130V129H66ZM91 130H93V129H91ZM169 130V129H168ZM186 130V129H185ZM222 130L224 131V129L222 128ZM237 130V129H236ZM235 130V131H236ZM10 131V130H9ZM24 131V130H23ZM89 131V130H88ZM87 131V132H88ZM108 132V134H106L105 135V137H107V136H109V131H111L110 130V128L107 130ZM126 131V130H125ZM239 131V130H238ZM238 131L237 132H235V135L238 133ZM252 131V130H251ZM254 131V130H253ZM261 131V130H260ZM19 132V131H18ZM39 132V131H38ZM74 132V131H73ZM90 132V131H89ZM95 132V131H94ZM94 132H92V133H94ZM115 132V131H114ZM113 132V133H114ZM24 133H25V131H24ZM91 133V134H92ZM240 133V132H239ZM239 133H238V136H240L239 135ZM244 133V132H243ZM243 133H241V135L243 136ZM38 134H42V132L40 131ZM61 134H62V132H61ZM60 134V135H61ZM76 134V133H75ZM97 134V133H96ZM116 134L118 135V133H117V131H116ZM245 134V133H244ZM247 134V133H246ZM245 134V135H246ZM43 135V134H42ZM41 135V137H43ZM66 135V134H65ZM234 135V136H235ZM258 135V134H257ZM261 135V134H260ZM260 135H258L259 137H260ZM26 136V135H25ZM32 136V135H31ZM92 136V135H91ZM95 136V135H94ZM116 136V135H115ZM241 136V137H242ZM250 136H251V140L249 139V141H247L248 143H251V144H256L257 143V136H255V134L253 133V132H251L250 133ZM33 137V136H32ZM49 137H50V135H49ZM53 137H54V135H53ZM86 137V136H85ZM96 137V136H95ZM103 137V136H102ZM117 137V136H116ZM115 137V138H116ZM245 137V136H244ZM258 137V138H259ZM27 138H29V137H27ZM91 138H93V136L91 137ZM239 138V137H238ZM264 137L262 136V137H260L259 138V140L261 141V139H263ZM42 139V138H41ZM62 139V138H61ZM78 139V142H79V138H77ZM240 139V138H239ZM246 139V138H245ZM27 140V139H26ZM40 140V139H39ZM44 140V139H43ZM87 139H85V141H86ZM244 139H242V141H243ZM264 140V139H263ZM18 141H20V140H18ZM22 141V140H21ZM65 141V140H64ZM83 141H84V137H83ZM30 142H31V140H30ZM44 142V141H43ZM47 142V140H46V138H45V143ZM102 142V141H101ZM200 142H204L203 144H199ZM222 142H224V141H222ZM246 142V143H247ZM17 143V142H16ZM64 143V142H63ZM77 143V142H76ZM141 143H142V141H141ZM258 143H259V141H258ZM34 144V143H33ZM32 144V145H33ZM48 144V143H47ZM58 144V143H57ZM80 144V143H79ZM79 144H78V149L79 148H81L80 146H79ZM86 144V143H85ZM124 144V143H123ZM152 144V143H151ZM215 144V145H214ZM23 145V144H22ZM26 145V144H25ZM30 145V144H29ZM39 145H41V144H39ZM114 145H115V143H114ZM208 145H214L213 147H209V148H206V149H204L203 151H205V152H201V153H199L200 154V156L198 155V156H194L193 158H191L190 160H188L187 162H185L184 164H182V165H177V166H175V167H170V164H172L174 161H176V160H178L179 158H180V155L182 154V153H190V150L191 149H193V148H196V147H205V146H208ZM1 146V145H0ZM42 146V145H41ZM44 146V145H43ZM50 146V145H49ZM48 146V147H49ZM70 146V145H69ZM89 146V145H88ZM87 146V147H88ZM102 146V145H101ZM121 146H122V144H120V145H118V146H116L117 148H118V150H117V152L116 153H118V154H121V155H123L124 154V152H123V150H122V148H121ZM124 146V145H123ZM142 146V147H143ZM257 146V145H256ZM6 147H7V145H6ZM45 147V146H44ZM55 147H56V145H55ZM85 147V146H84ZM90 147V146H89ZM106 147V146H105ZM9 148V147H8ZM13 148H15V147H13ZM17 148H19V147H17ZM21 148V147H20ZM83 148V147H82ZM249 148V147H248ZM251 148V147H250ZM16 149V148H15ZM22 149V148H21ZM30 149H32V148H30ZM62 149V148H61ZM86 149V148H85ZM87 149H89V148H87ZM86 149V150H87ZM235 149V148H234ZM238 149H236V150H238ZM254 149V148H253ZM264 149V148H263ZM19 149H17L16 151H18ZM41 150H43L42 149V147H41ZM45 150V149H44ZM224 150L226 151V152H224ZM259 150H261V149H259ZM21 150H19V152H20ZM38 151V150H37ZM47 151V150H46ZM80 151V153L82 154V151L81 150H79ZM78 151V152H79ZM2 152L4 153V151L2 150ZM9 152H12V151H9ZM23 152V151H22ZM65 152V151H64ZM87 152V151H86ZM88 152H89V150H88ZM87 152V153H88ZM92 152V151H91ZM90 152V153H91ZM232 152V151H231ZM234 152V151H233ZM248 152H249V155H251L250 154V151L248 150ZM262 152H264L263 150H262ZM261 152V153H262ZM6 153V152H5ZM4 153V154H5ZM16 153V152H15ZM44 153H46V152H44ZM48 153H50V152H48ZM93 153V152H92ZM206 153H208V154H206ZM246 153V154H245ZM257 153V154H256ZM260 153V154H261ZM2 154V153H1ZM0 154V155H1ZM19 154H21V152L19 153ZM55 154V153H54ZM80 154V155H81ZM127 154V153H126ZM15 155H17V156H19L18 155V153H16ZM50 156H51V154H49ZM90 155V154H89ZM92 155V154H91ZM6 156V155H5ZM11 156V155H10ZM9 156V157H10ZM23 156V155H22ZM36 156V155H35ZM53 156V155H52ZM62 156V155H61ZM248 156V155H247ZM12 157V156H11ZM14 157V156H13ZM21 156H19V157H17V160L20 158ZM59 157H60V155H59ZM59 157H57V158H59ZM82 157H84V156H82ZM93 157V156H92ZM130 157V156H129ZM129 157H127V158H129ZM7 158V157H6ZM23 158V157H22ZM27 158V157H26ZM35 158V157H34ZM42 158V157H41ZM61 158V157H60ZM125 158H126V155H125ZM126 158V159H127ZM246 158V157H245ZM121 159V158H120ZM3 160V159H2ZM15 160V159H14ZM23 160H25V159H23ZM23 160H19V161H17L18 162V164H21V162L23 161ZM41 160V159H40ZM50 160H51V158H50ZM246 160H248V157H247V159ZM4 161V160H3ZM42 161V160H41ZM16 162V161H15ZM43 162V161H42ZM90 162V161H89ZM245 162V161H244ZM243 162V165H245V164H247V162H245L244 163ZM249 162V161H248ZM25 163V162H24ZM49 163H50V161H49ZM16 164V163H15ZM23 164V163H22ZM239 164V163H238ZM238 164H237V166H238ZM241 164H239V165H241ZM6 165H8V164H6ZM30 165V164H29ZM248 165V164H247ZM20 166V165H19ZM48 166H49V164H48ZM52 166H54V165H52ZM249 166V165H248ZM25 167V166H24ZM241 168H243V167H245V166H240ZM240 167H237L236 169H238V170H236V171H239L240 173H241V168ZM21 168V167H20ZM26 168V167H25ZM32 168V167H31ZM240 168V169H239ZM247 167H245L244 169H246ZM24 169V168H23ZM33 169V168H32ZM41 169V168H40ZM149 169H151V168H149ZM148 169V170H149ZM36 170V169H35ZM251 170V169H250ZM1 171V170H0ZM8 171V170H7ZM223 171V172H222ZM2 172V171H1ZM10 172V171H9ZM207 172V171H206ZM205 172V173H206ZM211 172H213V171H211ZM4 173V172H3ZM43 173V172H42ZM205 173H203V174H205ZM219 174V175H222V174ZM237 173V172H236ZM243 173V172H242ZM264 173V172H263ZM20 174V173H19ZM35 174V173H34ZM206 174H208V173H206ZM206 174L204 175V176H206ZM211 174V173H210ZM37 175V174H36ZM44 175V174H43ZM199 175V174H198ZM246 175V174H245ZM0 176H2V175H0ZM5 176V175H4ZM7 176V175H6ZM214 176V177H213ZM213 176H209V177H211V178H209L208 176H206V177H208L207 179L208 180H212V178H214L213 180V182H215L216 180H215V175H213ZM224 176V175H223ZM23 177V176H22ZM167 177V178H166ZM177 177V176H176ZM226 178V177H225ZM175 179V178H174ZM223 179V178H222ZM221 179V182L220 183H225V180L223 179L222 180ZM18 180V179H17ZM166 180H164V182H166ZM170 181H167V183H169ZM175 181V180H174ZM194 181V180H193ZM34 182H36V181H34ZM173 182V181H172ZM176 183V182H175ZM192 183V182H191ZM194 183V182H193ZM203 183V182H202ZM231 183V184H232ZM162 184V183H161ZM203 184H206V183H203ZM202 184V185H203ZM226 184L227 185H229V183L228 182H226ZM230 184V185H231ZM209 186L210 185H213V184H208ZM233 185V184H232ZM195 186V185H194ZM217 186V185H216ZM215 186V187H216ZM210 187H212V186H210ZM19 188H20V186H19ZM226 188V187H225ZM27 189V188H26ZM19 190V189H18ZM18 190H17V186H16V180H15V178L13 177V175L12 176H7V177H0V202H1V206H0V208L2 207L3 209H2V211L4 212L3 214V220H4V222H3V224H4V228L8 231V225H11L12 227H13V231H17V228H18V224H17V216H18V210L19 211H22V210H20V209H18L19 207L20 208H23V207H25L24 205L26 204L25 202H26V196L25 195H23L22 194V192H21V190H23V189H21L20 190V192H21V194H20V192H18ZM221 191V190H220ZM23 192H25L24 190H23ZM222 192V191H221ZM226 192V191H225ZM236 192V191H235ZM28 193V192H27ZM38 193V192H37ZM25 194H26V192H25ZM233 195H234V192L232 193ZM232 195H230V197H231ZM229 197V196H228ZM264 197V196H263ZM263 197H261V198H263ZM39 198H40V196H39ZM77 198V195H70L69 196V200H70V202H73V203H75L74 202V200ZM79 198V197H78ZM237 198V197H236ZM260 198V199H261ZM35 199V198H34ZM38 199V198H37ZM232 199H234L233 197H232ZM230 200H231V198H230ZM229 200V201H230ZM263 200H264V198H263ZM6 201L8 202V203H6ZM32 201V200H31ZM47 201V198L45 197V198H43V199H40L39 201L37 200V202H36V205H37V211H38V214H37V218H38V221H39V224L42 226L43 224H45V223H52V222H54V221H56V220H58V218H59V216H60V212L58 211V210H56V209H45V208H43V205H41L42 204V202H45V203H47L46 202ZM81 199H79V202L81 203ZM235 201V200H234ZM262 201V200H261ZM232 202V201H231ZM234 203V202H233ZM236 203H239L238 201H236ZM241 203H242V201H241ZM264 203V202H263ZM262 203V204H263ZM230 205V204H229ZM228 205V206H229ZM234 205V204H233ZM243 205V204H242ZM236 206V205H235ZM230 207V206H229ZM228 207V208H229ZM231 208V207H230ZM24 209V208H23ZM28 209V208H27ZM232 209V208H231ZM235 209H236V207H235ZM242 209H243V206H242ZM237 210V209H236ZM243 211V210H242ZM246 211V210H245ZM235 214H237V213H235ZM262 214H263V216H262ZM26 215V214H25ZM21 216V215H20ZM22 218V217H21ZM1 220V219H0ZM21 225V224H20ZM3 228V230H5ZM0 231H1V229H0ZM12 231V232H13ZM12 232H11V234H12ZM13 234H15V233H13ZM3 235V234H2ZM9 235V234H8ZM255 235V234H254ZM259 236V233H258V235H257V237ZM1 237V236H0ZM3 237H4V235H3ZM259 237H261V236H259ZM0 240H2L1 238H0ZM8 240V239H7ZM257 241V240H256ZM8 242V241H7ZM5 248H3V250H4ZM8 250V249H7ZM4 251H6V250H4ZM9 251V250H8ZM251 254V255H252ZM245 263V262H244ZM195 264V263H194Z\"/></svg>","mask_w":264,"mask_h":264}]
</instances>
